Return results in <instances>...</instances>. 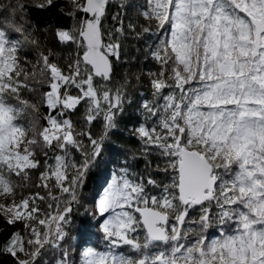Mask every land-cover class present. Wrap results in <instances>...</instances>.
Here are the masks:
<instances>
[{
	"label": "snow or ice",
	"instance_id": "1",
	"mask_svg": "<svg viewBox=\"0 0 264 264\" xmlns=\"http://www.w3.org/2000/svg\"><path fill=\"white\" fill-rule=\"evenodd\" d=\"M113 2L68 0L74 23L55 37L72 55L61 63L29 16V8L54 0H0V217L23 225L0 245L12 264H40L49 250H61L56 264H69L62 244L73 204L130 102L127 77L119 87L113 80L138 21L125 23L130 5L119 0L107 25ZM138 7L147 22L142 34L157 39L150 55L159 70L150 73L151 99L140 105L145 123L135 135L167 182L128 167L113 174L96 203L105 250L87 248L83 262L264 264V0H144ZM80 107L87 130L69 115ZM97 121L102 134L94 138ZM33 186L44 193L24 195Z\"/></svg>",
	"mask_w": 264,
	"mask_h": 264
},
{
	"label": "trees",
	"instance_id": "2",
	"mask_svg": "<svg viewBox=\"0 0 264 264\" xmlns=\"http://www.w3.org/2000/svg\"><path fill=\"white\" fill-rule=\"evenodd\" d=\"M118 3L119 0H114L110 6L106 21L109 26L112 25V15L121 11L117 6ZM126 3L130 7L126 9L127 18L125 23L128 20L133 23L138 21V23L135 33H127V39L122 42L121 60L116 66L113 87H119L124 84L125 77H127L129 81L127 99L130 102L125 103L123 112L116 117L117 127L110 132L108 139L104 142L100 156L89 169L83 186L79 190V203L73 204L72 223L67 228L68 237L62 244V250H67L68 252L67 259L69 264H73L78 243L87 240L88 244L97 249H101L105 245L102 239L103 235L95 229L96 219L94 218L93 209L95 200L98 198V194L111 170H120L122 167H128L138 176L144 177L145 180L151 176L158 182H167V177L156 170L157 164L160 162L157 161L155 156L145 157L143 155V145L135 135V129L144 121V111L140 105L144 99H149L151 95L150 80L152 77L150 73L159 70V65L150 55L152 46L156 44L157 39L156 37L150 39L147 35L142 34V27L147 26V22L143 20V17L139 16L138 5H140V0H126ZM69 10L68 0H54V4L44 10L29 8L30 23L34 27V35L40 40L44 48L51 49L56 54L58 62L61 63L72 55V49L66 48L57 42L55 31L60 28L67 29L74 23L66 15ZM152 27L153 29L155 28L154 23ZM137 34L141 35L138 37ZM23 56L24 54L22 53V59ZM34 56L35 52L28 50L27 59L32 63H35ZM22 96L24 99L36 102V97L27 91H23ZM47 111L45 107L40 108L42 114H47ZM69 115L78 130H87L88 126L83 121V107ZM41 123L43 124L44 122L41 121ZM102 128V121L94 122L90 128L92 136L98 138L102 134ZM84 143L87 144L88 141L85 140ZM76 155L78 157V154ZM40 159L43 161V157H40ZM38 175V171L32 173V185L38 182ZM29 191L44 193L43 189H37L33 186L26 189L24 195H27ZM189 215L198 216V212H190ZM22 230V224L10 225L0 217V245L5 244L14 232ZM209 232L213 235L215 234L212 229ZM121 251L125 252V254H131L127 247L121 249ZM61 258V250H49L41 258L40 264H56V261ZM0 264H12L11 257L0 255Z\"/></svg>",
	"mask_w": 264,
	"mask_h": 264
},
{
	"label": "rangeland",
	"instance_id": "3",
	"mask_svg": "<svg viewBox=\"0 0 264 264\" xmlns=\"http://www.w3.org/2000/svg\"><path fill=\"white\" fill-rule=\"evenodd\" d=\"M143 3H144V0H140V5H142ZM139 11H140V9H139ZM154 26H155V24H154ZM149 99H151V95L149 96ZM143 123H145V118H144ZM118 173H119V170H111L110 171V173H109V175H108L103 187L101 188V191L98 194V198L95 200V203H94L93 212H94V218L96 219L95 229L101 234H102V232L100 230V223H101V219L102 218L98 217L97 214H96V203H97L98 199L100 198V196L103 194V190L107 186V184L110 182L113 174H118ZM89 247L94 248L92 245L88 244L87 240L78 243V245L76 247L75 258H74L73 264H84V262H83V252L85 250H87V248H89ZM99 250H105V245L103 246V248H101Z\"/></svg>",
	"mask_w": 264,
	"mask_h": 264
}]
</instances>
